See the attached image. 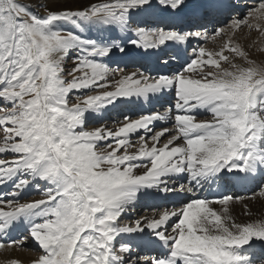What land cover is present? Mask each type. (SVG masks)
Instances as JSON below:
<instances>
[{
	"label": "snow or ice",
	"instance_id": "snow-or-ice-1",
	"mask_svg": "<svg viewBox=\"0 0 264 264\" xmlns=\"http://www.w3.org/2000/svg\"><path fill=\"white\" fill-rule=\"evenodd\" d=\"M0 264H264V0H0Z\"/></svg>",
	"mask_w": 264,
	"mask_h": 264
},
{
	"label": "rangeland",
	"instance_id": "rangeland-1",
	"mask_svg": "<svg viewBox=\"0 0 264 264\" xmlns=\"http://www.w3.org/2000/svg\"><path fill=\"white\" fill-rule=\"evenodd\" d=\"M27 255H31V253L30 252H28V253H26Z\"/></svg>",
	"mask_w": 264,
	"mask_h": 264
},
{
	"label": "bare ground",
	"instance_id": "bare-ground-1",
	"mask_svg": "<svg viewBox=\"0 0 264 264\" xmlns=\"http://www.w3.org/2000/svg\"><path fill=\"white\" fill-rule=\"evenodd\" d=\"M25 255H27V254H25Z\"/></svg>",
	"mask_w": 264,
	"mask_h": 264
}]
</instances>
